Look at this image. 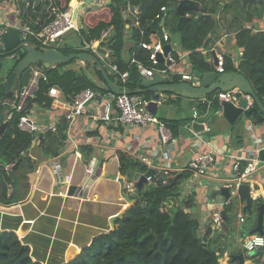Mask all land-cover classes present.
I'll list each match as a JSON object with an SVG mask.
<instances>
[{"label":"trees","instance_id":"trees-1","mask_svg":"<svg viewBox=\"0 0 264 264\" xmlns=\"http://www.w3.org/2000/svg\"><path fill=\"white\" fill-rule=\"evenodd\" d=\"M2 1L0 0V3ZM72 1L15 0V4L21 20L30 26L34 33H39L53 21L54 7L65 11L71 6ZM179 1L109 0L104 6L87 8L82 16V29L74 32L79 41V47L71 48L61 45L60 43L70 36L66 35L57 41L56 49L65 56L83 53L93 56L95 61H88L86 64H94L101 68L97 75L99 80L105 82L106 76L110 79L112 77L107 65L91 51L85 50L84 46L100 39L101 33L111 28L112 36L101 44L100 51L102 54L109 51V58L119 65L121 71H129L125 87L135 94L142 77L137 66L131 65V61L135 60L150 66L149 52L143 49L141 44L144 42L153 44L158 41L156 34L162 25V20H157L156 15L162 7H167L168 13L173 10L174 20L168 23L165 17L164 27L168 29L170 35H177L182 49L191 53L190 61L196 70L203 73L212 72L214 69L199 50L205 46L217 27L216 12L219 8H223L222 13L228 14L233 5L238 3V10L245 15V22L250 23L253 20L252 11L249 7L248 12L244 13L238 1L226 3V0H201V13L212 15V17L197 20L198 14L190 12L189 15L193 19L186 23L182 32H179L177 30L179 16L176 13ZM259 4L261 5L260 16H262L264 2L261 1ZM131 7L134 10H131ZM136 10L137 13H135ZM241 13L235 14L234 20H239ZM127 40L133 43L132 56L129 61H124ZM28 41L37 45L33 37H29ZM170 41H173L172 37L167 36V43L170 44ZM236 42L238 47L243 49V56L237 68L231 59L225 58V73H235L246 78L257 99L264 105V31L255 32L254 29L240 26L236 34ZM14 54L15 58L11 59L13 66L7 71L4 62ZM25 56L22 50L0 52V112H6V107L2 106L1 102L10 99L1 90L2 83L10 77ZM78 61L80 60L73 59L67 63L52 65L48 70L40 68L47 80L37 81L36 90L27 96L23 110L11 111L12 118L8 121V129L0 142V211L3 214L0 219H5L2 227L0 224V264H64L67 262H69L67 264H221L220 260L227 251H230L226 239L231 228L226 226V229H229L228 232L226 229L221 232L210 230L204 237L200 236L199 221L188 212L195 208V199L191 196L181 197V184L186 174L178 177L176 181H173L176 174L173 178L168 177L167 184H163L161 180L164 179L157 176L154 182L147 183L148 186L145 184L140 191L137 190L135 195L131 194V200L135 201L133 204L125 195L120 194V178L116 172L113 183L108 185L110 172L106 168L110 164L107 165L104 174L94 180L89 187L91 193L89 196L94 191L96 194L94 200L101 202L99 205L106 215L101 213V217H104L96 221V224L93 222L86 231L82 230L79 224L82 214L89 216L88 213L93 212L99 215L102 210L100 212L97 210V204L92 201V197L82 199L67 196L65 200L60 196L63 186L55 193L56 179L52 172L44 170L45 167L38 175L32 197L24 202L32 189V175L41 163L40 159L31 157L29 150L41 136L37 147H40L43 161L60 157L65 151L70 125L65 116H60L56 132H48L45 135L29 134L19 128L20 118L28 114L34 105L45 111H52L54 108L56 110L57 107L49 96V90L52 87L58 88L63 99L69 103H73L78 94L88 89L98 94L103 93V87L90 77L84 68L78 66ZM120 87L123 86L120 85ZM217 94L207 95L206 101L198 105L199 116L208 114L207 119L210 120L220 111L221 105ZM245 116L248 118L259 116L264 120V113L256 102L245 112ZM166 123L176 137L179 133V123L177 121ZM241 124L242 120L231 127L234 141L239 146L243 145ZM51 138L55 139L51 141ZM78 153L87 163H91L93 158L91 147L82 146ZM118 155L120 174L127 177L128 181L138 179L149 171L147 166L129 155L123 152H119ZM51 198H54L53 202L50 201ZM110 199H114L113 202L108 201ZM262 204L264 202L259 201L257 208L259 209ZM60 205L68 222L57 225L52 215H45L47 211L51 213L50 210ZM25 209L28 211V216L24 220ZM122 213L123 217L116 221L114 229L113 221ZM12 218L15 219L12 221ZM31 219L33 223L44 222L46 225L44 233L35 240H30V232H25L26 226L22 225ZM16 221H18L17 224H14ZM249 221L252 225L250 229L254 230L258 225V214L249 218ZM75 222H77L76 226ZM53 236L54 241L49 240ZM92 236L97 237L76 257L83 245H89ZM241 253V251L231 252L229 262L236 264L233 257ZM46 255L49 258H46Z\"/></svg>","mask_w":264,"mask_h":264},{"label":"crops","instance_id":"crops-1","mask_svg":"<svg viewBox=\"0 0 264 264\" xmlns=\"http://www.w3.org/2000/svg\"><path fill=\"white\" fill-rule=\"evenodd\" d=\"M91 1L99 2L103 0ZM260 2V0H257L256 2L249 5L251 11L254 6L256 8V5H258V8H256L257 17H254L252 13L253 20L250 23L245 22V17L242 20L240 19L242 13L237 9V7L239 6L238 3H235L233 5V8L229 11L228 14H223V8L220 9L218 15H216L218 23L215 31L210 35L205 46L199 50V52L204 57H206L207 61L209 62L208 64L214 69V71L212 72H216L218 75H220L215 68V59L217 58L216 54H224L226 58L232 60V63L236 68L238 67L243 56V49L238 47L236 42V34L241 23L242 26L254 29L255 32L264 31V14L260 16ZM241 10L244 13L248 12V10L243 9L242 5ZM135 13H137V10L135 11ZM239 13H241L239 20H234V15ZM21 21L22 20L20 18V13L16 7L15 2L11 3L7 8L0 9V29L7 27H16L21 23ZM68 35L75 34L74 32H71ZM158 41H160L159 38ZM170 44L174 48V41ZM132 45V41H126L124 61H129L131 59ZM174 50L176 52L178 63L174 65L172 73L164 74L163 77L168 79V84L170 85L188 83L194 87L199 86L200 80L194 76V71L196 69L193 67L190 61L191 53L182 49L181 46L179 48L180 52L175 48ZM185 74L192 76L191 80H183L182 76ZM110 75L113 78L111 77L110 79L107 76L106 77L111 83L115 84L117 78H114L111 73ZM105 83L106 80L105 82H102L103 85ZM116 85L118 87L120 86L119 83ZM139 89L140 86L136 89V91ZM218 92H220V90L216 91L215 93L217 94ZM157 95H159L158 101H153V97L157 98ZM139 96H142L143 99L145 98L144 100H146L149 106L148 110L158 119L165 123L168 121H177L179 123V133L175 137L176 143L172 144L169 147H164L160 143V136L158 131L155 127L152 126H138L130 128L124 127L114 121L106 123L105 121L100 119L103 112V103L101 101H93L87 106L84 115H82V117H80L76 122L69 126L68 139L66 142L64 153L60 157L55 158L48 163L49 171L54 174V163L59 161L60 163H62L63 173L71 177L69 183H65L64 185H62L63 189L60 193V196L65 200L67 196L82 199H88L92 197V201L94 202L96 194H94L93 191V194L89 196L91 194L89 192V187L94 180L104 174L105 167L109 164L110 166L106 168L110 172L108 185H111L113 183L112 180L115 178V172L117 173V176L119 178H124V182L126 184L131 186L135 185L138 179L135 178L133 181H128L127 177H123L120 174V160L118 154L119 152H123L129 155L132 159L147 166L149 170H157L159 172V176H161L166 181H168V177L173 178L175 174L176 176L180 174V177L183 174H186V178L182 181L181 184V197H194L195 208L188 210V212H190L193 217L198 219L200 224L199 233L201 237H204V235L210 230L213 232V215L217 211L216 206L225 202V199L220 195L214 199L213 194L215 191L220 190V188L227 186L232 182V165L235 161L234 157L239 156L246 159L255 158L257 157L259 149L264 146V120L259 116L248 118L245 116V114L239 119V121L242 120L240 130L241 132L243 131V145L239 146L238 144H236V141H234V135L231 131L232 126L223 118L221 109L219 112L213 115L210 120L207 119L208 114H200L199 116L198 105L203 103V99H205L207 95L201 96L200 98H192L188 97L180 91H165L161 93H154L153 97L151 93L139 94ZM250 101L249 106L252 107L254 101L253 99ZM66 104L67 105L60 106V108L56 106L57 109L55 110L54 108L52 111H45L43 108L38 106V108H36L37 120L40 122L42 121V118H49L56 123L59 122L58 120L60 116H65L67 110H69L68 105L71 103L66 102ZM196 112L198 113L199 118L195 117ZM195 121L202 122L207 125L206 131L201 133L203 141H200L199 137L196 136L194 130L192 129V124ZM207 122H209V125ZM82 146H89L93 149V158L90 165L92 163L94 165L97 163V167L94 172L95 177L92 181H90L86 195H79L78 197L74 194H69L71 188L73 186H76L78 188L81 186L83 187V183L90 177L89 174L88 176L86 174V168H88L89 163H87L78 153L79 148ZM209 152L214 153L216 157V165L210 169V172L207 176L195 177L189 171L188 164L194 157ZM143 158H147V163L142 161ZM63 161L66 163H63ZM169 162L171 165V169L168 170L166 168V165ZM244 165L245 161L243 162V166ZM35 177L36 179L32 182V189L30 195L28 196L29 198L33 195L34 189L37 184L38 176ZM133 182L134 184H132ZM246 184L250 186V196L252 200H243L238 193V189H232V197L229 205L226 207L228 209L232 205V200L234 198H238L241 201L236 204L230 214L227 212L229 220L226 222V226H229L231 229L230 233L227 235L228 237L226 241L236 235L237 240L236 246L228 245L230 251H227L224 257L220 260V262L224 264H232L229 262L231 252L237 253L241 251L244 254L247 253L244 249H240V247L242 246V238L240 236L241 232L237 231V226L234 222V216L246 217L245 215H243V211H245L246 208L247 211L251 214L249 218L253 217L254 214H259L257 204L259 201L264 202V166L261 168H258L257 166L256 172L252 175L250 181ZM59 188L60 187L54 186V192H57ZM133 188L134 187L130 188L131 191H133ZM112 191L114 192V189ZM105 193L107 194V191H105ZM128 198L131 200L129 196ZM113 200L114 199H110L108 201L113 202ZM24 202H26V200ZM96 206L98 208V211L102 210L99 204H97ZM101 213L104 216L106 215L105 211L103 210L101 211ZM103 217L97 216L96 220L100 221ZM241 219L244 218H240V222ZM64 221L68 222L66 218H64ZM244 223H246V220ZM236 224L239 225L237 222ZM250 228H248L247 231L250 230L252 232L253 230H251ZM225 229L223 228V230ZM228 230L229 229L227 228L226 232H228ZM97 236H92V240L89 245H83L80 254L83 248L86 246H90L93 239ZM244 264H264V260L262 259V257L249 258L247 256Z\"/></svg>","mask_w":264,"mask_h":264},{"label":"built area","instance_id":"built-area-1","mask_svg":"<svg viewBox=\"0 0 264 264\" xmlns=\"http://www.w3.org/2000/svg\"><path fill=\"white\" fill-rule=\"evenodd\" d=\"M15 2V0H3L0 3V9L7 8L11 3ZM109 0L103 1H90L87 3V0H73L71 6L65 11L59 10L57 7L52 9L54 19L51 21L41 32L34 33L30 26L21 21L16 28L19 30L21 39L23 41H28L29 37H33L37 42L36 47L45 51L48 49H56V43L61 38L65 37L71 32H79L82 29L81 25V16H83L85 10L87 8H98L106 5ZM77 13L75 14V12ZM168 14V8L162 7L158 14L156 15L157 20H162L164 22L166 15ZM128 18V15H126ZM8 28V27H7ZM7 28L0 29V36L6 32ZM112 36V29L108 28L101 33L100 39L94 40L91 43H87L84 46L85 50L91 51L98 58L105 62L109 69V74L111 73L113 76L117 78L119 84L123 87L119 88L121 90H127L125 85L128 82L129 71L122 72L119 65L114 63L109 59L108 53L109 51H105V54H102L100 51L101 44L106 42L108 38ZM157 36V35H156ZM142 48L149 52V62L150 66H145L140 62L135 60L131 61V65H136L137 69L142 78H153L155 75L159 74L163 76L167 73L173 72V67L178 63L176 52L174 48L164 56V63H161L159 60V54L164 55L163 45L160 41L156 43H142ZM15 54L10 56V59L15 58ZM217 64H215L216 71L219 74L225 73V58L224 54H216ZM206 58V57H205ZM207 61V59H206ZM207 63H209L207 61ZM163 65V67H161ZM1 75V71H0ZM32 77L37 78V80L43 79L47 80L43 71L40 68L32 67ZM192 76L183 75V80H191ZM5 82V80H4ZM236 91H220L217 96L219 101H233L237 102ZM49 96L53 99V103L55 106L59 107L63 105H67L63 99L62 93L56 87H52L49 90ZM16 97H20V94H17ZM248 100H252L251 97H247ZM93 101H101L103 103V112L101 114L100 119L105 121L106 123L117 122L118 124L124 127H138V126H152L155 127L160 136V143L164 147H169L172 144L176 143V139L173 136L172 129L170 126L158 119L148 110V103L143 97L137 94H126L122 93L119 95L114 94L112 91L98 94L92 90H85L78 94L73 103L68 105L67 113L65 114L66 119L69 122V125L76 122L84 113L86 112L87 103ZM206 100L203 99V102ZM251 102V101H250ZM249 102V103H250ZM1 105L6 107L5 112V120L9 121L12 118V114H9L10 109L13 107L16 109L15 105H12L10 102L6 100L1 102ZM250 105V104H249ZM37 105H34L30 112L20 118L19 128L21 131L34 134L38 132L43 134L47 130H51L52 132H56L58 122L54 123V125L47 129L44 126L39 124L37 120ZM195 117H198V113L196 112ZM207 129V128H206ZM196 136L199 137L200 141H203L201 134L195 133ZM201 136V137H200ZM235 161L232 165V182L227 185L231 189H238L242 184H246L250 181L252 175L256 172L257 166L259 163V157L255 158H243L239 156L234 157ZM143 162L147 163V158L142 159ZM245 161V165L243 166V162ZM216 165V157L214 153H206L199 156L194 157L190 163L188 164L189 171L195 177H204L207 176L210 172V169ZM166 168L171 169L170 162L166 165ZM54 171H59L62 169L61 163L58 161V164L53 167ZM94 164L92 163L88 167V174L92 175L94 173ZM157 171V170H156ZM158 172V171H157ZM159 176H151L147 178L148 183L154 182V179ZM140 178H138V181ZM159 181V180H158ZM163 184H167L168 181L161 180ZM136 183V184H137ZM136 184L133 185L134 189H136ZM230 201H225L223 204H219L216 206V212L213 215V232H218L223 230V218L222 211L229 205ZM241 222L244 223L245 220L241 219ZM257 241H264V235L252 234L250 236H246L243 244V248L246 252H252L257 248L263 247L264 243H257Z\"/></svg>","mask_w":264,"mask_h":264},{"label":"water","instance_id":"water-1","mask_svg":"<svg viewBox=\"0 0 264 264\" xmlns=\"http://www.w3.org/2000/svg\"><path fill=\"white\" fill-rule=\"evenodd\" d=\"M91 0H87L89 4ZM227 3H230L233 0H226ZM241 3L244 10H248L249 5L255 0H237ZM219 10L216 12L218 15ZM133 10V7H131ZM190 12H195L198 14L197 20H200L205 17H212V15L201 13V0H180L176 8V13L179 16V22L177 24V30L182 32L186 26V23L193 19L189 15ZM77 11L75 12V14ZM164 22H162L161 27L157 32V36L160 40V43L163 45L164 55L159 54V60L161 63H164V56L172 49V45L167 43V36L170 37L168 29L164 27ZM22 50L25 52L26 56L24 59L16 66L13 73L10 77L4 82L1 86V90L7 94L9 98L14 97L21 88L28 87L31 77H32V67L42 68L48 70L52 65L59 63H67L73 59H79L82 62L95 61V58L87 53L83 54H74L70 56H65L60 53L57 49H48L45 51L39 50L36 45L32 44L30 41H23L21 39L19 30L13 27H8L6 32L0 36V52H15ZM215 64H217V59H215ZM104 74V73H103ZM194 76L200 80L199 86H192L188 83H182L177 85L168 84V79L157 74L153 78H142L140 80V89L135 92V94H144L151 93L152 97L154 93H161L165 91H180L192 98H200L201 96L215 93L216 91H235L236 90V102L233 101H221V114L223 118L231 125L234 126L239 119L245 114L249 109V100L248 96L256 102L264 113V105L257 99L256 94L250 84V82L244 78L242 75L235 73H223L218 75L216 72L203 73L199 70L194 71ZM106 83L103 85V93L112 91L114 94L119 95L122 93L133 94L128 90H121L116 84L119 83L118 80L115 81V84L111 83L107 77H105ZM157 98L153 97V101H158ZM91 103L88 102L87 105ZM149 107V106H148ZM209 125V122H207ZM9 126V122L5 120V112H0V142L2 137L5 135ZM207 125L195 121L192 124V129L195 133L201 134L206 131ZM259 164L258 168L264 166V146L259 149L258 152ZM90 166V164H89ZM88 166V167H89ZM97 167V163L94 165V169ZM158 175L156 170L150 169L145 175L136 184L138 191L148 183L147 178L151 176ZM180 177V174L173 178V181H176ZM80 189V188H78ZM238 193L241 198L248 199L251 201L250 196V186L247 184H242L238 188ZM222 196L225 201H230L232 197V189L229 186H224L220 190L215 191L213 198L217 196ZM223 228H226V222L229 220L226 210H223ZM123 217V213L119 214L117 218L113 221V228L115 229L116 221ZM252 234L264 235V204L259 207L258 214V225L251 232ZM256 258L262 257L264 260V246L257 248L252 252H247L246 254L241 253L233 257V260L238 264H244L246 257Z\"/></svg>","mask_w":264,"mask_h":264},{"label":"rangeland","instance_id":"rangeland-1","mask_svg":"<svg viewBox=\"0 0 264 264\" xmlns=\"http://www.w3.org/2000/svg\"><path fill=\"white\" fill-rule=\"evenodd\" d=\"M257 0H255L254 2H256ZM260 1H263L264 2V0H260ZM254 2H252V3H254ZM255 8V6L252 8V13H253V15H254V17H257V12H256V8H258V5H256V8ZM237 9H238V7H237ZM245 17V15H243L242 14V16H241V20L243 19ZM166 19L168 20V23H171L173 20H174V17H173V10H170V12L166 15ZM240 26H242V23H241V25ZM239 26V27H240ZM170 37H172V39H173V41H174V48L176 49V50H178L179 51V48H180V46H179V43H178V37H177V35L176 34H171L170 35ZM173 41H170L171 43H173ZM61 45H63V46H66V47H71V48H78L79 46H78V44H79V41H78V39H77V36L76 35H70V36H68L65 40H63L61 43H60ZM180 52V51H179ZM77 64H78V66L79 67H82V68H84L85 69V71H86V73L90 76V77H92L98 84H100L101 86L103 85L102 84V81L101 80H99V78H98V75H97V72H98V70H100L101 68H99L98 66H95L94 64H92V65H87L86 63H84V62H82V61H78L77 62ZM4 65H5V69L8 71V70H10L11 68H12V66H13V60H11L10 58H8L7 60H5V62H4ZM3 76H5V75H3ZM37 78H34V77H31V80H30V83H29V85H28V87H26V88H21L20 89V91L17 93V94H20V97H16V95L13 97V98H10V99H6V101L7 102H10L12 105H15V107H16V110H18V111H21V110H23V108L26 106V98H27V96L29 95V94H31L33 91H35L36 90V87H37ZM142 97V96H141ZM145 99V98H144ZM4 102V101H3ZM13 107L10 109V111H9V114L11 113V111H13ZM198 118H199V116H198ZM54 121L52 120V119H49V118H46V119H44V118H42V121H40L39 122V124L40 125H42V126H44L45 128H47V129H50L53 125H54ZM48 132H52L51 130H47V131H45L42 135H45L46 133H48ZM38 134H40L39 132H38ZM55 138H51V141L52 140H54ZM40 140H41V136H39L38 137V139L35 141V143H34V145H33V147H31V149L29 150V154L31 155V157L33 158V159H40L41 161V163L39 164V167L38 168H40V169H37L36 170V172L32 175V182L36 179V177L35 176H38L39 175V172L42 170V168H44V170L46 169V171L48 170L49 171V167H48V163L50 162V161H52L53 160V158L52 159H48V160H44L43 161V158H42V155H41V153H40V147L38 148L37 146L39 145V142H40ZM53 143V142H52ZM52 143H50V144H52ZM63 163H66V162H64L63 161ZM58 164V162H55V165H57ZM86 168V167H85ZM86 170H88V168H86ZM53 171H54V169H53ZM65 173H63V170L61 169V170H59V171H54V175H55V178H56V183L54 182V186H56V187H61L62 185H64V183L67 181V179H68V176L65 174ZM49 176V175H48ZM94 177H95V174L94 173H92V175H90V177L87 179V181H85V182H87V183H83V187L81 186V187H79L80 189H76L75 190V193H73L75 196H78L79 197V195L80 196H83V195H86V193H87V189H88V185L90 184V181H92L93 179H94ZM132 184H134V182L132 183ZM147 186L149 185V184H146ZM131 187H133V186H131V185H128V184H126L125 182L123 183V194L128 198V196L131 198V194H133V195H135L136 194V192H137V189H134L133 188V191H131ZM135 192V193H134ZM56 193V192H55ZM32 197V196H31ZM46 197V196H45ZM29 198V197H28ZM27 198V199H28ZM26 199V201H28ZM53 200H54V198H51V200L50 201H52L53 202ZM132 201V200H131ZM96 204H100L101 202H97V201H94ZM134 202L135 201H133V204H134ZM239 202H241L238 198H234L233 200H232V205L227 209V212L230 214L231 213V211L234 209V207L236 206V204H238ZM132 204V205H133ZM50 212L51 213H48V211L46 212V215L45 216H49V215H52V218L54 217L55 219H56V221H57V225H59V223H62V222H64L65 223V221H64V218H66L65 217V215H64V213H63V207H61V206H59V207H54L52 210H50ZM84 212H86V211H84ZM100 212V211H99ZM56 213V214H55ZM256 213V212H255ZM88 215L89 216H85V213H83L82 214V216L80 217V222H79V224H80V226H81V228H82V230H84V231H86L87 230V228H90L92 225L91 224H93V222H95V224H96V218H97V216H100L101 217V212H100V214L99 215H97V214H95V213H88ZM243 215H245L246 217H244V216H234V222H235V225L237 226V231H239V232H241V238H242V246H243V244H244V240H245V238H246V236H250V235H252L251 234V231H247V229L248 228H250L251 227V224H250V221H249V216L251 215L250 214V212H248L247 211V208H246V210L245 211H243ZM255 215V214H254ZM3 216V214L1 213V211H0V218ZM26 216H28V211H27V209H25L24 210V217H23V219L25 220V217ZM240 218H244L245 220H246V223H241L240 222ZM15 218H12V221L14 220ZM5 219H0V224H1V227L4 225V223H5V221H4ZM12 221L11 222H9V224H10V226L12 225ZM17 222L18 221H16V222H14V224H17ZM34 221L31 219L30 221H27V222H24L22 225H24L25 224V226H26V228H25V232H30V240H35L38 236H40V235H42L43 233H44V227H46V225H44L45 223L44 222H40V223H38V224H36V223H33ZM236 222L239 224V225H237L236 224ZM7 223H8V221H7ZM6 223V224H7ZM30 224V225H28V227H27V224ZM67 223V222H66ZM74 225L76 226L77 225V222H75L74 223ZM231 225H232V223H231ZM97 228H98V224H97ZM233 229V228H232ZM236 229V228H235ZM234 230V229H233ZM235 231V230H234ZM220 232V231H219ZM236 232V231H235ZM237 233V232H236ZM238 234V233H237ZM61 238H63V236L61 237ZM237 238V235L236 236H233V237H231L230 239H228L227 241L228 242H226L227 243V246L228 245H231V246H236V239ZM54 239H55V237L53 236V237H51L49 240H51V241H54ZM240 247V249L242 248V249H244L243 247ZM81 251V250H80ZM80 251H79V254H80ZM58 253H59V251H58ZM78 254V255H79ZM77 255V256H78ZM76 256V257H77ZM75 257V258H76ZM46 258H49L48 257V255H46ZM224 261V260H223ZM222 261V262H223ZM221 264H224V263H221Z\"/></svg>","mask_w":264,"mask_h":264},{"label":"bare ground","instance_id":"bare-ground-1","mask_svg":"<svg viewBox=\"0 0 264 264\" xmlns=\"http://www.w3.org/2000/svg\"><path fill=\"white\" fill-rule=\"evenodd\" d=\"M198 83H199V82H198ZM86 174H87V176H88V172H87ZM70 180H71V177L68 176V179H67V181H66L65 183H69ZM119 182H120V184H121L120 194L124 195L123 192H122L124 179L120 178ZM65 183H64V184H65ZM76 189H78V187L73 186V187L71 188V191H70L69 194H73V193H75V190H76ZM126 198H127V197H126ZM127 199L130 200L129 198H127ZM130 201H131V200H130ZM132 202H133V201H132ZM28 225H30V224L28 223V224H27V227H28Z\"/></svg>","mask_w":264,"mask_h":264},{"label":"clouds","instance_id":"clouds-1","mask_svg":"<svg viewBox=\"0 0 264 264\" xmlns=\"http://www.w3.org/2000/svg\"><path fill=\"white\" fill-rule=\"evenodd\" d=\"M6 80H7V79H6ZM5 82H6V81H5ZM3 83H4V82H3ZM3 83H2V84H3ZM136 189H137V188H136ZM257 243H264V241H257Z\"/></svg>","mask_w":264,"mask_h":264}]
</instances>
